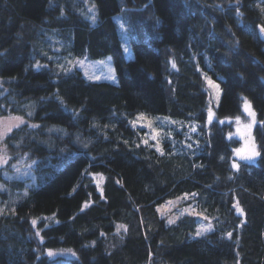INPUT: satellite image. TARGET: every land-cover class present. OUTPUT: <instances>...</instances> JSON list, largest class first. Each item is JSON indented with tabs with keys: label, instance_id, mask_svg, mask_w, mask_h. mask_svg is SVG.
<instances>
[{
	"label": "trees",
	"instance_id": "trees-1",
	"mask_svg": "<svg viewBox=\"0 0 264 264\" xmlns=\"http://www.w3.org/2000/svg\"><path fill=\"white\" fill-rule=\"evenodd\" d=\"M94 2L93 26L81 0H0V118L23 120L3 145L32 164L26 181L0 178L1 204L14 199L0 214V264H264V0ZM61 43L111 56L118 84L33 69ZM203 74L221 90L210 121ZM139 114L198 130L167 129L158 153L130 126ZM235 123L259 153L237 169ZM186 194L213 225L199 238L195 217L157 213ZM62 250L74 258L47 255Z\"/></svg>",
	"mask_w": 264,
	"mask_h": 264
},
{
	"label": "rangeland",
	"instance_id": "rangeland-1",
	"mask_svg": "<svg viewBox=\"0 0 264 264\" xmlns=\"http://www.w3.org/2000/svg\"><path fill=\"white\" fill-rule=\"evenodd\" d=\"M83 7L78 8L76 12L87 20L91 25H96L99 21L97 8L94 0H81ZM114 20L118 26V30L122 42V50L127 59L133 58L131 46L129 44V34L126 26L117 15ZM55 54H49L47 62H37L33 69L42 70L49 69L53 74H68L75 70L82 73L83 77L89 82H106L117 85L118 77L113 64L111 56H107L97 60H90L86 58H79L72 54L68 49L67 45L61 43L57 47ZM206 88L210 95L208 115L211 113V120L214 119L213 113L217 109L221 97V90L219 83L211 79V77L203 74ZM209 81L212 83L210 84ZM218 86V87H216ZM213 112V113H212ZM17 117H4L0 118V178H4L8 181H26L27 177L32 178V171L30 168L31 163L27 161L25 156H22L16 160L8 156L4 149V139L13 129L17 128L23 123V120L14 119ZM19 118V117H18ZM253 121V117H251ZM220 124H223V120H218ZM130 126L137 130H143L141 133V142L146 145L152 146L158 153H162L163 149L161 146L162 139L165 137L167 129L170 132H177L182 128H186L189 132H195L198 130L196 123H183L171 119L165 116H147L145 114L137 115L133 120L130 121ZM236 139H239L240 145L233 149V156L235 164L239 165V162L253 163L256 162L258 155H251L253 150V144L251 137L247 130H244L242 125L238 123L234 124ZM237 129V131H236ZM244 130V131H243ZM229 139V136L227 137ZM251 153V154H250ZM242 157H245L242 159ZM237 169V168H236ZM96 182L98 185L101 183V178L97 177ZM0 191H4V187L0 184ZM194 194H186L177 197L172 200L166 201L164 204L157 207L158 215L163 218L167 224H174L182 216H193L197 219L198 225L193 234L192 238H199L212 231L213 225L211 219L204 216L201 212L197 211L194 207ZM14 199L6 200L4 205L0 202V214L6 206H9ZM44 220H48L44 218ZM36 223L32 226L36 228L40 220H34ZM171 221V222H170ZM200 233L197 235V233ZM51 253V255L49 254ZM47 255L53 258H65L72 259L74 254L68 250L47 252Z\"/></svg>",
	"mask_w": 264,
	"mask_h": 264
},
{
	"label": "snow or ice",
	"instance_id": "snow-or-ice-1",
	"mask_svg": "<svg viewBox=\"0 0 264 264\" xmlns=\"http://www.w3.org/2000/svg\"><path fill=\"white\" fill-rule=\"evenodd\" d=\"M261 31L262 32H264V27H262L261 28ZM173 67H175V64H173ZM209 83L211 84L212 82L211 81H209ZM216 87H218V86H216ZM245 105H246V110H249L250 109V104H248V102L246 101L245 102ZM249 115L250 116H252L253 118L255 117V113L254 112H252V111H250L249 110ZM14 119H20V118H14ZM237 121H239V118H237ZM259 153H257V152H255V146H253V150H252V155H258ZM243 158H245V157H242V159ZM233 167L234 168H238L239 167V165L238 164H233ZM88 205H87V203H85V205H84V207H87ZM83 210V209H82ZM237 210L239 211V212H243V210L242 209H240L239 207H237ZM171 222V221H170ZM36 222L35 221H33V224H35ZM120 227H123L122 225L120 226ZM200 233L198 232L197 233V235H199ZM228 235H229V237L231 236V233H228ZM50 255H51V253H49Z\"/></svg>",
	"mask_w": 264,
	"mask_h": 264
},
{
	"label": "water",
	"instance_id": "water-1",
	"mask_svg": "<svg viewBox=\"0 0 264 264\" xmlns=\"http://www.w3.org/2000/svg\"><path fill=\"white\" fill-rule=\"evenodd\" d=\"M245 110H246V108H245ZM246 111H248V110H246ZM211 113L208 115V120L210 121L211 120ZM251 154V153H250Z\"/></svg>",
	"mask_w": 264,
	"mask_h": 264
}]
</instances>
